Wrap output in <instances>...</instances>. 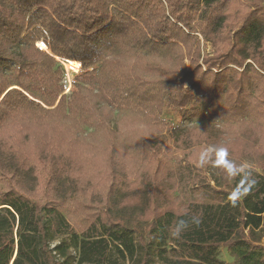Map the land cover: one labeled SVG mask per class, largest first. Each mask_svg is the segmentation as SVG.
<instances>
[{"label":"trees","instance_id":"16d2710c","mask_svg":"<svg viewBox=\"0 0 264 264\" xmlns=\"http://www.w3.org/2000/svg\"><path fill=\"white\" fill-rule=\"evenodd\" d=\"M56 58L80 66L68 94ZM165 108L201 124L165 142ZM250 132L264 0H0V264H264Z\"/></svg>","mask_w":264,"mask_h":264},{"label":"rangeland","instance_id":"374dc122","mask_svg":"<svg viewBox=\"0 0 264 264\" xmlns=\"http://www.w3.org/2000/svg\"><path fill=\"white\" fill-rule=\"evenodd\" d=\"M41 49L45 50L46 48L44 46H41ZM210 48L207 47L206 49V53H209ZM61 64V63H60ZM81 73V69L80 66L78 67V65L74 64V63H69L66 66V70L64 69V74H65V83H66V90L65 93L68 94L71 86H72V81L73 79L78 76ZM167 99V96H166ZM162 119L169 124L170 129L165 131L164 133L161 134L160 137L163 138V140L165 142H171L173 140V136L180 130H186L188 128H192L194 126H197L199 124H201L199 121L195 120V121H186L185 123L180 122V118L176 115V113L172 110H170L169 108H165L163 115H162ZM257 137H253V132L250 133H245L243 135L239 134V139L241 141V145L242 144H250V146H253L255 144L257 145H262L264 147V140H263V144L259 143V135L256 134ZM123 159L125 165L127 168H124V170L128 169L129 165H130V154L129 153H122L120 154V159ZM242 164L247 168V169H253L256 168L258 165H256L257 160L255 158L251 160H246L243 159ZM101 164L99 162H94L91 165V168L95 171H98L101 168ZM131 167V166H130ZM202 174H204V176L208 177V179H210V176L208 173L206 172H202ZM210 184L213 185L214 183L212 181H210ZM177 194V193H175ZM264 227V226H263ZM64 239H69L68 235H62V236H57L55 238H53L50 242V246L51 248L57 247L59 245V243L61 242V240ZM261 245L264 249V238L262 239ZM72 254L73 256H76V252L74 250H72ZM216 255H217V259L219 261H222L226 264H238L237 263V255L235 253H231L229 251H227L226 248H220L216 251ZM108 264H129L127 259H123L121 258L119 255L117 256L116 252L113 250L112 254H111V261Z\"/></svg>","mask_w":264,"mask_h":264},{"label":"clouds","instance_id":"9594fccd","mask_svg":"<svg viewBox=\"0 0 264 264\" xmlns=\"http://www.w3.org/2000/svg\"><path fill=\"white\" fill-rule=\"evenodd\" d=\"M191 224L198 225L199 220L196 218H192ZM189 227V221L180 220L178 221V224L174 230L175 235L179 236L184 230H186Z\"/></svg>","mask_w":264,"mask_h":264},{"label":"water","instance_id":"95a60500","mask_svg":"<svg viewBox=\"0 0 264 264\" xmlns=\"http://www.w3.org/2000/svg\"><path fill=\"white\" fill-rule=\"evenodd\" d=\"M37 44V43H36ZM48 54H50V51L49 52H47ZM56 60L58 61V62H60L61 63V65L63 66V68L66 70V66L71 62V61H69V60H65V59H62V60H60V59H58V58H56ZM66 94V93H65Z\"/></svg>","mask_w":264,"mask_h":264}]
</instances>
